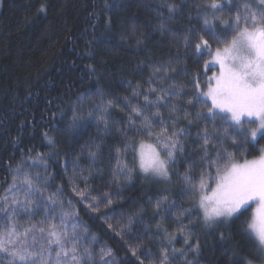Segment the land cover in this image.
Segmentation results:
<instances>
[{
    "label": "snow or ice",
    "instance_id": "obj_1",
    "mask_svg": "<svg viewBox=\"0 0 264 264\" xmlns=\"http://www.w3.org/2000/svg\"><path fill=\"white\" fill-rule=\"evenodd\" d=\"M138 3L156 19L154 26L133 25L132 43L123 45L146 56L137 64L139 79L106 88L87 65V79L96 84L66 103L61 98L50 113L51 127L41 133L47 153L21 149V158L8 164V178L0 181V264H120L113 248L80 218L81 211L102 208L108 211L93 219L122 239L135 237L134 225L145 233L155 227L149 239L158 238L159 249L141 252L138 243L131 249L138 264H199L201 230L211 235L251 212L244 232L255 260L238 264H264V146L255 158L246 156L249 146L264 141V0ZM118 7L104 0L103 11L92 15L99 19ZM184 17L199 27L174 32L170 25ZM111 22L108 16L105 32ZM169 34L176 53L153 60L152 48ZM189 57L204 61L203 76L188 71ZM6 119L0 115V127ZM58 120L68 123L61 127ZM91 127L95 138L81 143ZM65 135L71 153L60 150ZM109 137L118 139L110 143ZM56 170L67 178L70 195L63 182L56 183ZM137 175L163 185L148 197L155 225L145 221L143 207L129 213L112 207ZM165 217L173 221L171 230L161 226ZM178 237L181 248L175 246Z\"/></svg>",
    "mask_w": 264,
    "mask_h": 264
},
{
    "label": "trees",
    "instance_id": "obj_2",
    "mask_svg": "<svg viewBox=\"0 0 264 264\" xmlns=\"http://www.w3.org/2000/svg\"><path fill=\"white\" fill-rule=\"evenodd\" d=\"M108 2L119 7L96 19L92 13L103 11L104 0H1L0 115H6L7 119L0 127V181L8 178V164L11 162L14 165L21 158V149L27 152L31 148L47 153L41 133L51 127L50 113L56 110L61 98L66 103L68 99L96 84L95 80L87 79V65L95 67L100 84L106 88L117 87L127 79H139L137 64L146 56L133 55L134 49L123 45L125 42L132 43L128 34L131 33L133 25L154 26L155 16L149 7L140 5L138 0ZM148 3L155 4L156 0H148ZM42 5L44 11H40ZM108 16L112 21L111 30L105 32ZM170 27L174 32L180 33L186 27L198 28L199 25L189 24L187 17H184L178 18V22ZM147 30L151 31L150 28ZM176 51L169 34L163 38L160 47L152 48L151 58L166 59L169 52ZM88 52L92 53L91 56L87 55ZM194 59L186 58L188 71L199 72L203 76L204 61L196 64ZM179 79L181 82H190L189 78ZM118 91L121 95L126 94L123 88ZM188 91L191 92V89ZM49 101L52 103L49 104ZM115 114L118 117L123 116L119 110H115ZM66 115L70 118L71 113ZM67 123L68 120L57 121L61 127ZM95 135V127L89 128L81 143L95 138ZM60 139V150L71 153L69 137L65 135ZM108 139L110 143H114L118 137ZM259 146H264V141H260L256 147L249 146L246 154L248 159L259 154ZM226 147L232 151L234 146L229 142ZM237 156L244 159L239 154ZM56 171V183L63 182L70 195L67 178L61 179L59 170ZM162 188L163 185L150 183L137 175L123 189L119 202L112 207L122 208L125 213L139 211L143 207L145 221L155 225L153 207L148 203V197L155 196ZM176 191H179V187ZM185 206H188L187 202ZM105 211L108 210L102 208L100 213L91 214L81 211L80 218L100 237L102 244L113 248L120 264H138L131 255V249L137 247L138 243L142 245L139 249L141 252L158 251L159 239H149L151 232H155V227L151 232L145 233L142 225H134L135 237L126 236L122 239L103 220L93 219L97 215L103 216ZM250 219L251 212H248L239 219L234 218L232 222L220 225L211 235L201 230L199 264H238L245 259L255 260V246L244 232ZM112 223L115 225L116 219ZM160 223L162 227L170 230L174 227L172 219L168 217ZM221 232L224 235L223 240L220 239ZM175 246L183 247L179 237ZM256 263L259 264L258 261ZM145 264H148L147 260Z\"/></svg>",
    "mask_w": 264,
    "mask_h": 264
},
{
    "label": "rangeland",
    "instance_id": "obj_3",
    "mask_svg": "<svg viewBox=\"0 0 264 264\" xmlns=\"http://www.w3.org/2000/svg\"><path fill=\"white\" fill-rule=\"evenodd\" d=\"M0 9H1V0H0ZM257 264V263H256Z\"/></svg>",
    "mask_w": 264,
    "mask_h": 264
}]
</instances>
